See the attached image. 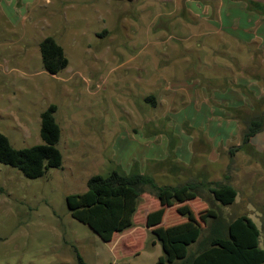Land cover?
Masks as SVG:
<instances>
[{
	"label": "rangeland",
	"instance_id": "374dc122",
	"mask_svg": "<svg viewBox=\"0 0 264 264\" xmlns=\"http://www.w3.org/2000/svg\"><path fill=\"white\" fill-rule=\"evenodd\" d=\"M185 2L0 0V132L18 150L41 145V116L56 105L63 155L62 168L39 179L0 163V264H79L78 254L88 264H157L162 245L146 225L161 208L153 196L141 197L134 228L111 243L67 207V197L85 193L92 177L134 168L159 186H236L234 205L224 207L204 191L167 208L163 226L188 221L182 208L205 238L217 217L227 225L247 215L264 250V155L242 148L233 160L222 144L216 152V107L238 117L224 100L241 74L225 61L222 46L231 57L245 50L217 38ZM49 37L69 61L58 75L43 66L40 45ZM216 90L225 94L220 105ZM238 125L233 143L242 146L247 126Z\"/></svg>",
	"mask_w": 264,
	"mask_h": 264
},
{
	"label": "trees",
	"instance_id": "16d2710c",
	"mask_svg": "<svg viewBox=\"0 0 264 264\" xmlns=\"http://www.w3.org/2000/svg\"><path fill=\"white\" fill-rule=\"evenodd\" d=\"M249 7L264 16V5L250 2ZM40 50L47 73L58 75L68 67L65 52L55 39L46 38ZM262 82L264 86V77ZM256 104L253 105L255 114L246 124L240 146L249 151L251 140L264 132V98L257 100ZM57 111V106L51 105L41 116V145L18 150L0 132V163L18 169L29 179L43 178L50 170L62 168L63 155L58 149L61 128L56 120ZM225 179L229 180L228 177ZM87 187L83 194L69 195L67 207L76 221L88 226L104 242H110L115 234L134 228L140 199L149 194L161 204L159 210L151 212L146 218L147 227L152 229V234L162 245L163 255L157 264H264L261 231L247 215L238 216L227 225L222 222L221 216L217 217L205 238L202 226L189 210L181 208L178 211L181 216H188V221L163 226L167 208L191 196L202 198L204 191H208L214 201L224 207L234 205L238 191L229 182L190 181L176 187L159 186L152 177L134 168L130 173L116 170L108 176H94ZM194 248L195 251L191 252ZM77 257L79 264H88L79 254Z\"/></svg>",
	"mask_w": 264,
	"mask_h": 264
},
{
	"label": "crops",
	"instance_id": "0c3cea01",
	"mask_svg": "<svg viewBox=\"0 0 264 264\" xmlns=\"http://www.w3.org/2000/svg\"><path fill=\"white\" fill-rule=\"evenodd\" d=\"M250 2L264 5V0H186L185 2V6L187 7L186 12L190 13V10L194 6L195 13L200 21H204L209 27L215 29L217 38H232L245 50L241 58L237 56L231 57L228 55V47L222 46L224 49L223 53L226 54L227 60L225 61H229L233 66V63H235L237 65L235 68L239 69L241 73L238 78L231 81L233 84L230 85L233 89L228 88V91L226 90L225 93L229 95V99L224 100L227 101L226 104L230 105L228 109L237 113L238 117L236 119L240 118L241 120H236L234 118L236 116L233 113H222L220 108L216 107V135L219 137V142L216 144V152L222 144L224 149H227L229 157H232L233 160L237 159L242 151L240 143H233L235 133L237 135V132H240L238 123L247 124L253 117L254 108L251 100L264 98V86L262 89L258 88L260 87L258 86L260 81L264 77V74L261 72V69L264 70V16L250 10ZM255 87L262 94L260 92L256 93L257 90ZM247 88L249 89L247 90ZM214 97L216 103H218L217 101L222 100L225 94L216 90V96ZM236 126H238L239 131H236ZM222 140H228V142H231V145L227 147L226 142L221 143ZM250 151L254 152L253 155L259 158H261V155H264V132L256 135L252 139ZM218 156L219 154L216 158ZM234 187L236 188V186ZM236 190L238 191L237 188ZM130 233L131 231L127 234ZM117 235L115 234L113 236L112 242Z\"/></svg>",
	"mask_w": 264,
	"mask_h": 264
}]
</instances>
